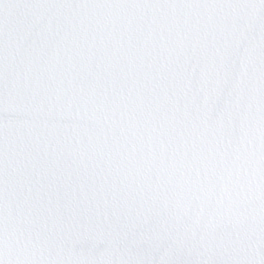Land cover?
<instances>
[{"label": "snow or ice", "instance_id": "1", "mask_svg": "<svg viewBox=\"0 0 264 264\" xmlns=\"http://www.w3.org/2000/svg\"><path fill=\"white\" fill-rule=\"evenodd\" d=\"M0 264H264V0H0Z\"/></svg>", "mask_w": 264, "mask_h": 264}]
</instances>
